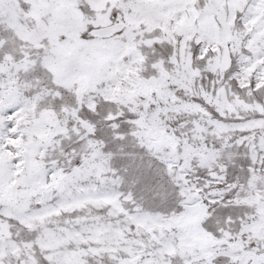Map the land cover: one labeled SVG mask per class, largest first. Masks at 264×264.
<instances>
[{"label": "snow or ice", "instance_id": "1", "mask_svg": "<svg viewBox=\"0 0 264 264\" xmlns=\"http://www.w3.org/2000/svg\"><path fill=\"white\" fill-rule=\"evenodd\" d=\"M0 264H264V0H0Z\"/></svg>", "mask_w": 264, "mask_h": 264}]
</instances>
